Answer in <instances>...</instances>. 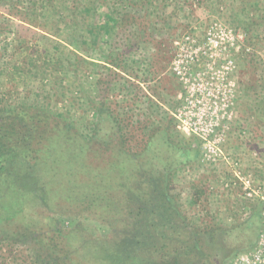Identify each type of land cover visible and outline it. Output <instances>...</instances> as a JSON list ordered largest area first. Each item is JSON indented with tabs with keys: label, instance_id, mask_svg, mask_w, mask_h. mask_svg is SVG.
<instances>
[{
	"label": "trees",
	"instance_id": "trees-1",
	"mask_svg": "<svg viewBox=\"0 0 264 264\" xmlns=\"http://www.w3.org/2000/svg\"><path fill=\"white\" fill-rule=\"evenodd\" d=\"M11 1L0 0V32L9 27L3 13L20 16L22 22L36 27L25 15L28 6L19 9V1ZM42 1L53 3V12L62 10V66L69 71L83 66L98 74L89 83L91 95L85 101V106L91 104L94 118L81 116L74 121L37 103L0 99V264H214L211 252L228 245L223 237L228 232L218 225H191L181 211L171 187L177 164L157 151L170 147L169 122L156 129L135 128L143 133L141 147L134 151L120 120L108 107L127 63L135 62L131 40L145 29L131 9L141 8L142 3L125 0L119 6L123 0L112 2L97 18L101 22L105 14L108 21L91 19L90 25L78 30L68 25L82 2H29ZM81 7L90 18V12L96 11L93 0ZM262 25L264 16L260 15L242 30L250 34L253 26ZM47 28L45 35L29 30L32 35L23 40L56 34ZM3 47L0 60L7 54V45ZM143 75L146 82L150 75ZM130 86L127 92L134 100L137 90L134 84ZM133 119L131 115L132 128L138 123ZM176 151L178 164L188 163L195 153ZM86 215L109 235H84L77 220H71L70 228L61 227L63 218Z\"/></svg>",
	"mask_w": 264,
	"mask_h": 264
},
{
	"label": "rangeland",
	"instance_id": "rangeland-1",
	"mask_svg": "<svg viewBox=\"0 0 264 264\" xmlns=\"http://www.w3.org/2000/svg\"><path fill=\"white\" fill-rule=\"evenodd\" d=\"M18 1L19 9L28 6L25 15L36 27L22 22L20 16L12 18L3 13L9 27L7 32H0V48L7 45V54L0 60V99L37 103L74 121L81 116L94 118L89 112L91 104H85L88 94L91 95L89 83H94L98 74L89 73L83 66L82 70L70 71L62 66V10L53 12V3L45 1L42 4ZM87 1L76 0L74 5L79 2L86 5ZM99 1L93 0L96 11L90 12L91 18L82 14V4L79 5L68 28L82 30V25H90L87 22L96 20L100 13L108 11L112 2H117ZM139 3L142 7L131 9V13L145 31L131 40L135 62L127 63L129 67L111 92L108 107L120 120L134 151L140 149L143 133L134 131L135 128L146 125L156 129L169 122L170 147H159L157 151L172 165L177 164L172 170V192L191 225L198 228L218 225L227 230L223 237L228 245L214 248L212 260L214 264H223L226 259L224 264H232L236 257L253 252L264 232V25L253 26L250 34L242 30L254 17L264 16V0H139ZM125 4V0L122 4L118 2L119 6ZM20 15L26 17L23 11ZM108 20L104 14L101 22L97 19L96 23ZM45 25L56 34L47 39L36 36L25 43L23 39L32 35L29 30L45 35ZM214 25L245 34L237 54L227 48L218 51L214 43L206 45L205 35ZM189 34L191 38L197 36V45L184 40ZM220 40L225 47L232 42L228 33L221 34ZM228 57L235 64L228 76L236 82L235 97L229 109L220 110L223 106L215 103L217 92L206 88L209 82L206 77L218 70L226 71L223 60ZM180 60L188 61L185 66L188 71L178 69L181 79L172 70ZM143 72L150 75L146 82ZM130 83L137 90L134 100L127 92ZM185 85L194 88L192 105L185 104L184 97L179 98L185 93ZM131 115L133 121H138L134 128L129 121ZM185 121L190 127L196 123L204 135L211 129L209 123L219 124L213 128L212 137L216 138L204 142L198 135H187ZM176 148L189 150L190 155L192 151L195 153L188 163L178 164ZM63 219L62 228H70L71 220H77L84 235H109L89 215Z\"/></svg>",
	"mask_w": 264,
	"mask_h": 264
},
{
	"label": "built area",
	"instance_id": "built-area-1",
	"mask_svg": "<svg viewBox=\"0 0 264 264\" xmlns=\"http://www.w3.org/2000/svg\"><path fill=\"white\" fill-rule=\"evenodd\" d=\"M228 33L229 36L231 37L232 42H227L230 43L227 47L224 46V43L221 42L220 40V35L221 34H226ZM187 37H185V41L189 42L190 44H193L194 46L197 45V36H193L194 38H191L192 35H186ZM245 34L238 32V30L234 29V28H230V29H225L222 28L221 26H217L214 25L212 26L210 29H208L206 35H205V42L206 45H210L211 43L215 44V47H218L219 50L218 51H224L226 50V48L229 50H232V52L234 54L238 53L239 45L240 43L245 41ZM181 44V43H180ZM235 56V55H233ZM230 59L227 60H223L225 61V64L227 65L225 67L226 71H221L218 70V73H211V77L207 76L206 78L209 80V82L207 83V89L209 91H216L217 95L215 97L217 102V105L223 106L222 109L220 110H225V109H229L230 105L232 104V100L235 97V88H236V82L229 79V74L231 75V72L234 70L235 68V64H234V60L231 57H228ZM175 61V60H174ZM174 62H172V66H173ZM188 64V61H186V63L182 60L177 61V64L174 65V67H172L173 72L175 73V75L177 77L180 78V75L182 74L181 71H179L178 69H182V70H187V67H185ZM230 66V67H228ZM181 79V78H180ZM185 93H183L182 95H180V99H183L184 97V102L188 105H192L193 101L191 100V98L194 97V88L193 87H187L185 85ZM205 88V89H206ZM199 103V101H197ZM216 105V106H217ZM176 119L180 122V118L178 115H176ZM184 123V121H183ZM185 124L188 126L186 128V130L183 131L187 134V135H198V138L200 137L201 140H203L204 142L207 139L212 140V138H216V137H212L214 129L219 126V124H211L209 123L210 126V130L209 133H206V135H204V133L199 132L200 129H197L196 127V123H194V127H190L189 122L185 121ZM180 128V127H178ZM199 133L202 134V136H199ZM210 140H207L208 142H211ZM262 200L264 201V198H262ZM263 217H264V211H263ZM232 264H264V232L263 234L260 236V241L257 244V247L255 248V250L251 253L248 254H243L240 255L238 257H236Z\"/></svg>",
	"mask_w": 264,
	"mask_h": 264
}]
</instances>
